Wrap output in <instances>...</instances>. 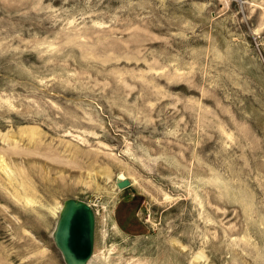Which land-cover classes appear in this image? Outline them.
<instances>
[{
  "label": "rangeland",
  "instance_id": "rangeland-1",
  "mask_svg": "<svg viewBox=\"0 0 264 264\" xmlns=\"http://www.w3.org/2000/svg\"><path fill=\"white\" fill-rule=\"evenodd\" d=\"M67 198L88 264H264V0H0V264Z\"/></svg>",
  "mask_w": 264,
  "mask_h": 264
},
{
  "label": "water",
  "instance_id": "water-1",
  "mask_svg": "<svg viewBox=\"0 0 264 264\" xmlns=\"http://www.w3.org/2000/svg\"><path fill=\"white\" fill-rule=\"evenodd\" d=\"M118 188L128 185L125 178H115ZM94 214L84 201H62L51 238L64 264H88L93 248Z\"/></svg>",
  "mask_w": 264,
  "mask_h": 264
},
{
  "label": "bare ground",
  "instance_id": "bare-ground-1",
  "mask_svg": "<svg viewBox=\"0 0 264 264\" xmlns=\"http://www.w3.org/2000/svg\"><path fill=\"white\" fill-rule=\"evenodd\" d=\"M128 185H129V182H128ZM128 185H127V186H128ZM123 187H126V186H123ZM123 187H122V188H123ZM90 257H91V256H90ZM89 259H90V258H89ZM88 263H89V262H88Z\"/></svg>",
  "mask_w": 264,
  "mask_h": 264
}]
</instances>
